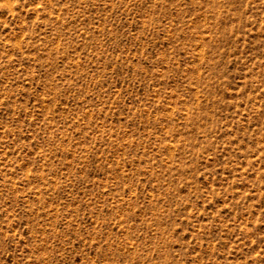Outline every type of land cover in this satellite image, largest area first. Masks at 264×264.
<instances>
[{
    "label": "rangeland",
    "instance_id": "obj_1",
    "mask_svg": "<svg viewBox=\"0 0 264 264\" xmlns=\"http://www.w3.org/2000/svg\"><path fill=\"white\" fill-rule=\"evenodd\" d=\"M0 264H264V0H0Z\"/></svg>",
    "mask_w": 264,
    "mask_h": 264
}]
</instances>
